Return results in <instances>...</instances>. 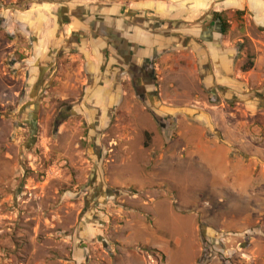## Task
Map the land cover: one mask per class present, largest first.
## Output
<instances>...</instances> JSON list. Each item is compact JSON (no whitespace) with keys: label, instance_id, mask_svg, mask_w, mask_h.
<instances>
[{"label":"rangeland","instance_id":"374dc122","mask_svg":"<svg viewBox=\"0 0 264 264\" xmlns=\"http://www.w3.org/2000/svg\"><path fill=\"white\" fill-rule=\"evenodd\" d=\"M36 1L0 0V264H264V36L227 18L240 95L200 92L184 61L160 58L141 99L126 78L91 86L72 57L40 65L20 15ZM196 97L220 140L243 143L249 208L219 188L234 170L182 149L169 102ZM249 212L246 231L212 230Z\"/></svg>","mask_w":264,"mask_h":264},{"label":"crops","instance_id":"0c3cea01","mask_svg":"<svg viewBox=\"0 0 264 264\" xmlns=\"http://www.w3.org/2000/svg\"><path fill=\"white\" fill-rule=\"evenodd\" d=\"M26 4L27 10L20 15L32 26L30 31H24L36 38L34 44L41 54L37 56L42 57L40 65H47L57 55L72 57L74 63L81 64L90 85L104 79L102 88L108 91L114 87V76L120 82L127 77L119 74V58L106 45L105 33L124 39L129 50L152 64L153 74L161 61L175 62L174 67L179 65L178 61H184L190 79L199 84V91L222 100L238 96L242 90L234 82L232 65L236 50L219 33L211 21L212 14L231 18L234 24L248 21L264 36V0H37ZM201 16H205L204 21H199ZM203 22L209 24L202 25ZM227 23L231 24L229 20ZM170 88V95L178 93L175 86ZM153 89L151 94L142 91L141 99L154 96ZM183 94L188 95L186 91ZM123 95L125 91L120 90V96ZM194 99L196 104L187 102L183 106L177 105L176 99L169 102L176 128H182L176 135L184 142L182 149L192 144L193 153L202 155L210 164L225 163L226 169L234 170L228 179L221 174L223 184L219 188L232 192L242 202L240 206L249 208L247 197L254 196L257 179L249 158L246 160L240 152L243 143L220 140L214 133L219 127L205 117L203 103L197 97ZM210 143L216 147L209 146ZM175 148L168 151H177ZM250 221L249 212L239 225L225 220L220 229L210 227L220 232H241L246 231Z\"/></svg>","mask_w":264,"mask_h":264},{"label":"flooded vegetation","instance_id":"af4514ba","mask_svg":"<svg viewBox=\"0 0 264 264\" xmlns=\"http://www.w3.org/2000/svg\"><path fill=\"white\" fill-rule=\"evenodd\" d=\"M105 37L106 45H108L110 51L113 54H117L119 58V74L127 77V80L130 82L136 94L142 95V91L151 94L154 90L152 64L136 56L134 50H129L124 39L106 33Z\"/></svg>","mask_w":264,"mask_h":264},{"label":"trees","instance_id":"16d2710c","mask_svg":"<svg viewBox=\"0 0 264 264\" xmlns=\"http://www.w3.org/2000/svg\"><path fill=\"white\" fill-rule=\"evenodd\" d=\"M211 21L214 22L218 29H219V33L224 36L227 34L228 30H229V25L227 23V20L225 19V17L222 14H217L214 13L211 16ZM249 60H251V58H249ZM252 61H247L246 65L244 67H242V72H247L249 70L252 69ZM147 146V144L145 145Z\"/></svg>","mask_w":264,"mask_h":264}]
</instances>
